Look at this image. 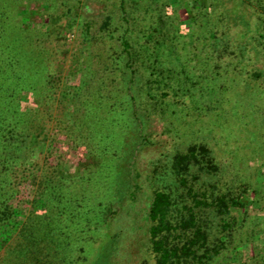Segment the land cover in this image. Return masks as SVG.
I'll list each match as a JSON object with an SVG mask.
<instances>
[{
	"label": "trees",
	"instance_id": "trees-1",
	"mask_svg": "<svg viewBox=\"0 0 264 264\" xmlns=\"http://www.w3.org/2000/svg\"><path fill=\"white\" fill-rule=\"evenodd\" d=\"M260 1L264 7V0ZM30 2L0 0V264H54L57 258L72 264L79 245L92 241L91 233H101L112 221L116 226L128 209L136 208L137 198L144 194L138 173L128 174L131 191L120 208L110 203L107 212L108 203L91 200L100 192L94 188L102 174L92 179L88 174L95 165L88 167L85 162L98 157L104 166L102 162L109 161L112 150L106 144L97 148L92 131L116 134L101 126L106 118L88 119L94 101L104 109L113 99L129 106L139 142L126 161L137 171L134 161L138 151L154 143L155 131L148 122H154L156 114L164 115L162 101L170 93L176 98L190 97L194 104L202 102L196 110L215 113L228 91L252 102L250 107L260 123L256 136L262 153L256 160L254 181L236 178L223 184V179H215L220 166L208 143H189L173 152L168 157L171 185L153 189L135 212L145 223V243L152 254L151 260L142 259L138 264H264L262 27L231 34V11L217 0H206V9L190 7L192 0L175 9L170 1L165 8L158 0H147L140 14L120 0V20L128 35L121 38V51L115 59L119 78L92 71L78 85L61 86L53 59L44 54L47 47L38 44L20 15L22 4ZM201 17L206 19L203 52L209 64L205 85H197L188 73L185 56L189 46L191 51L197 50ZM110 20L108 16L106 26ZM250 53L260 67L250 70L244 61ZM233 70L238 73L235 78L230 75ZM228 80L234 82L233 87L224 83ZM243 84L251 87L236 93ZM126 89L129 97L124 94ZM51 121L55 129L50 127ZM59 130L64 137L61 150ZM85 131L91 136H83ZM42 143L47 145L45 150L40 148ZM40 156L44 162L39 165ZM65 160L76 172L62 170ZM22 168L29 170L24 177L32 185L28 193L26 186L22 191L16 182ZM77 168L82 170L80 174ZM80 185L84 190H77ZM251 209L262 213L252 215ZM15 218L21 219L15 223Z\"/></svg>",
	"mask_w": 264,
	"mask_h": 264
},
{
	"label": "rangeland",
	"instance_id": "rangeland-1",
	"mask_svg": "<svg viewBox=\"0 0 264 264\" xmlns=\"http://www.w3.org/2000/svg\"><path fill=\"white\" fill-rule=\"evenodd\" d=\"M30 1V3L22 4L20 15L25 18L24 23L27 27L35 33L34 38L38 44L47 47L48 53L45 52L44 54L53 59L52 67L59 74V84L61 86L78 85L80 79L88 78L92 71L119 78V64L115 59L118 52L121 51V38L128 35L125 30L126 24L120 20V0ZM137 1L138 3L134 5L135 0H125V4L131 5L132 10H135V8L136 11L139 10V14L140 12L143 13L147 0ZM168 1L175 9L182 2L190 0H158V3L166 8ZM204 3H206V0H192V4L189 5L197 8L204 6V9H206ZM217 4H223L225 9L231 11L230 22L231 26L234 27L231 34H237L245 28L253 32L257 26H261L264 33V7L262 1L217 0ZM108 16L112 20L106 26L105 21H108ZM148 18H145V22ZM199 21L197 50L193 52L191 51L192 47L189 46V53L187 50L185 51L188 60L186 69L194 77L193 80L199 82L197 85H205L206 72L207 69L209 70L207 54L203 52L206 19L201 17ZM248 55H245L244 61L247 60L250 70H252L251 67L261 66L260 62L257 64L254 54L250 53ZM193 57L197 59L192 60ZM200 71L202 78H197ZM219 71H223V69L221 68ZM181 74L184 78V74ZM230 75L231 78H235L238 73L233 70ZM116 81L118 80L115 79V83H117ZM228 82L229 80L224 81V83L233 87L234 82ZM245 87L249 89L251 85L243 84L236 90V93H239ZM124 94L129 97L127 89ZM227 96L222 100L220 108L215 110L214 113V111L205 109V111L196 110L202 102L194 104L190 97L176 98L170 93L167 97L168 100L165 98L166 100L162 101L161 107L164 108V115L159 114L158 116L156 114L154 122L148 120L150 129L155 131L154 143L150 146L143 145L144 147H141L138 151L137 158L134 161L138 172L131 169L134 164L129 166L128 161H126L129 152L133 151L139 142L137 130L135 126H131L133 117L127 103L113 99L114 103L106 109L102 108V104L98 101H94L90 105L91 111L88 119L91 122H96L98 119L102 121L103 118H106V122L101 126L107 127L116 133L111 134L108 131L102 134L101 132L94 133L92 131L91 136L87 131L83 132V136L90 135L95 143L97 142V148H100L102 144L110 145L109 147L112 148L111 154L108 156L109 161L103 160L102 162L104 166L100 165V158L98 157H94L90 162H85L88 167H94L95 165L92 172L88 174L92 179H96L98 174L103 175H100L101 178L94 188V191L99 190L100 192L91 196V200L95 204L98 201H103L102 204L108 203L107 212L111 210V204L118 208L125 205L131 191L128 181L130 172L133 176L139 174L137 180L143 185L142 191L144 194H140L141 198H137L135 211L128 209L119 224L115 226L114 221H112V223L109 222L106 225L105 230L101 233L97 231L91 233L90 240L92 241L82 244L83 246L79 245L80 248L77 250L72 264H138L142 259L151 260L152 254L145 243L146 235L143 229L145 223L135 214L143 206V203L149 199L153 189H164L171 185L170 158L168 157L173 152L182 150L189 143L205 142L209 144L215 161L220 166L219 174L215 179H223V184H231L236 178L244 179L247 182L254 181L255 175L253 174L256 172L254 169L257 164L256 160L260 159L259 156L262 153L259 151V141L256 136L260 123L256 119V112L250 107L252 102H247L246 99L232 95L229 91ZM78 118L80 119L79 116ZM50 127L55 129L53 121H51ZM59 132L60 135L57 134V136L59 135L58 150H61L64 137L61 136L63 131L59 130ZM119 136L124 137L125 141L121 142ZM46 147L47 145L43 143L40 146L43 150ZM38 161L39 165L44 162L43 156H40ZM65 161L62 164V170L67 173L76 172V167L70 161ZM22 169L17 174L16 182L22 191L26 186L25 192L28 193L27 191L32 189V185L27 181V178L24 180V177L28 175L27 171L29 170ZM81 172L82 170L78 169V173ZM56 173L58 174V172ZM91 178L90 181H92ZM237 182L239 183V181ZM81 189L83 188L80 185L77 190ZM137 196H139V193ZM251 213L252 215H259L260 213L261 215L262 212L251 209ZM109 215H112V213H109ZM19 219L21 218H15V223ZM73 221L78 222V218ZM54 264L71 263L68 261L63 262L61 258H57Z\"/></svg>",
	"mask_w": 264,
	"mask_h": 264
}]
</instances>
